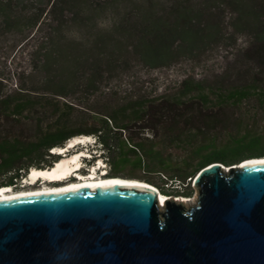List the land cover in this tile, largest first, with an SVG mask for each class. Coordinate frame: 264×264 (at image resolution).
Wrapping results in <instances>:
<instances>
[{"label": "trees", "instance_id": "obj_1", "mask_svg": "<svg viewBox=\"0 0 264 264\" xmlns=\"http://www.w3.org/2000/svg\"><path fill=\"white\" fill-rule=\"evenodd\" d=\"M38 31L24 84L9 89L0 70V187L50 169L54 149L83 135L95 141L87 166L100 158L106 176L161 193L167 185L173 196L211 163L264 157V0H0V52L9 36L24 43ZM240 36L248 46L210 83L188 77L175 94L91 103L133 63L170 68Z\"/></svg>", "mask_w": 264, "mask_h": 264}, {"label": "water", "instance_id": "obj_2", "mask_svg": "<svg viewBox=\"0 0 264 264\" xmlns=\"http://www.w3.org/2000/svg\"><path fill=\"white\" fill-rule=\"evenodd\" d=\"M137 181L0 200V264H264V160L201 168L188 207Z\"/></svg>", "mask_w": 264, "mask_h": 264}, {"label": "rangeland", "instance_id": "obj_3", "mask_svg": "<svg viewBox=\"0 0 264 264\" xmlns=\"http://www.w3.org/2000/svg\"><path fill=\"white\" fill-rule=\"evenodd\" d=\"M227 15L229 18V14ZM42 37H44V31L42 33L38 31L33 34L31 39H28V41L24 43L20 41L18 36H9L5 43H2L0 59L4 62V66H0V70L4 69L7 74V84L9 89H17L19 84H24V73L30 71V54L42 42ZM248 44V38L240 36L233 46L227 45L214 48L206 53L200 60H182L170 68L151 70L144 68L137 63H133L129 73L112 80L106 88L102 89L101 93L96 95L95 99L93 97L91 98V103L93 102L92 104L95 108L103 110V108H107L108 106L121 105L125 103L128 98L134 96H146L151 98L163 94H175L178 92L180 82L188 77H191L194 80H201L205 83H210L214 79L220 78L222 75L232 70L236 62L239 60L240 54L245 50ZM5 55H7V58L4 59L2 56ZM252 114V116H263L261 112L257 113L253 111ZM77 116L83 117L79 113H76L74 117ZM77 138H82L83 141L78 144L76 142L74 143ZM71 142H73L72 146L69 148V152H66L65 154L67 157H71L72 154L75 155V153H77V156H81L79 159L80 161L82 160V155L91 158L92 152L90 150H95V141L92 136H78L67 143L70 144ZM95 163L94 169H98L96 171L97 174H105L106 176L108 167L104 168L103 164L105 163L100 158H96ZM150 177L156 180L161 178V176L156 173L150 174ZM23 181L24 179L19 180L15 186H12V188L15 191H22L23 189H36L41 185V182H37L35 186L23 187ZM47 184L49 186H54L57 183ZM162 187V190L164 191L162 194L167 197H187L193 199L197 196V191L193 187V179H188L185 187L180 188L181 192L184 191L187 193L185 196L170 195L172 188L167 185H162ZM185 206L188 207L190 205Z\"/></svg>", "mask_w": 264, "mask_h": 264}, {"label": "bare ground", "instance_id": "obj_4", "mask_svg": "<svg viewBox=\"0 0 264 264\" xmlns=\"http://www.w3.org/2000/svg\"><path fill=\"white\" fill-rule=\"evenodd\" d=\"M82 138H77L76 142L81 143ZM67 143L65 148L59 149V153L69 152V148L72 146ZM57 151V149H55ZM84 156V155H82ZM79 157L77 153L72 154L71 157H65L64 159H60L55 166H52L50 169H34L27 174L24 178V186H35L37 182H41L36 189L15 191L12 187H0V200L14 198L18 196H26L33 194H44V193H54V192H63L72 188H81L85 186L95 187V186H104L110 184H123V185H138L144 186L143 182L137 181V179H123L121 177H108L105 174H97V169H92L87 175L78 174L75 180H72L70 174L76 170L79 166ZM264 157L262 158H253L242 161L243 165L252 164L256 162H263ZM224 169L228 170V167H224ZM105 176V177H104ZM47 183H57L54 186H49ZM159 196V204L164 205L166 200L169 199L166 195L158 192ZM197 196L192 198H175L177 202H182L185 205L195 204Z\"/></svg>", "mask_w": 264, "mask_h": 264}, {"label": "flooded vegetation", "instance_id": "obj_5", "mask_svg": "<svg viewBox=\"0 0 264 264\" xmlns=\"http://www.w3.org/2000/svg\"><path fill=\"white\" fill-rule=\"evenodd\" d=\"M89 172L87 170H83L80 172L81 175H87ZM72 180H75L76 178H71Z\"/></svg>", "mask_w": 264, "mask_h": 264}, {"label": "clouds", "instance_id": "obj_6", "mask_svg": "<svg viewBox=\"0 0 264 264\" xmlns=\"http://www.w3.org/2000/svg\"><path fill=\"white\" fill-rule=\"evenodd\" d=\"M84 164H85V163H84ZM103 165H104V168H106V167H105V164H103ZM84 167L87 169L88 166L85 164Z\"/></svg>", "mask_w": 264, "mask_h": 264}]
</instances>
